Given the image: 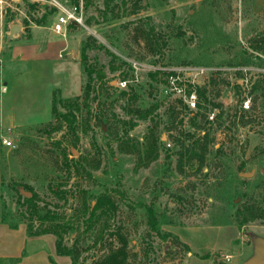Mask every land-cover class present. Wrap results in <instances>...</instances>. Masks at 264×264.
<instances>
[{
    "label": "rangeland",
    "instance_id": "1",
    "mask_svg": "<svg viewBox=\"0 0 264 264\" xmlns=\"http://www.w3.org/2000/svg\"><path fill=\"white\" fill-rule=\"evenodd\" d=\"M4 2L5 55L22 33L10 38L9 23L21 25L20 41L30 43L33 20L56 12L42 26L41 48L51 45L48 65H15L22 74L9 98L22 121L1 128V146L3 138L13 145L0 149V221L28 228L34 216L36 229L45 218L63 224L64 243L80 251L79 264L100 262L122 248L121 239L127 264H226L221 253L232 264L249 252L248 233L264 235V223L240 226L237 211L245 204L264 208V52L253 49L264 37V0ZM74 7L81 23L56 33V16ZM86 65L105 77L97 78L89 108L78 100L71 126L60 116L63 103L56 113L53 105L83 97ZM173 68H187L183 76L205 92L200 108L191 111L168 94L161 72ZM11 77L3 84L12 85ZM247 98L251 109L243 111ZM130 110L148 111V118ZM132 117L137 125L129 130ZM22 191L37 196L36 212ZM103 194L116 209L99 210L88 225V209ZM33 243L54 251L52 238Z\"/></svg>",
    "mask_w": 264,
    "mask_h": 264
},
{
    "label": "crops",
    "instance_id": "2",
    "mask_svg": "<svg viewBox=\"0 0 264 264\" xmlns=\"http://www.w3.org/2000/svg\"><path fill=\"white\" fill-rule=\"evenodd\" d=\"M14 24L16 23H9V28ZM32 29L31 32L34 36L30 43H21L20 38H22L23 35V31H21L22 33L15 38L13 45L8 48L7 55H5V47L0 45V134L1 128L6 123L10 122V126H12L13 123H16V120H19V122L22 121L21 113L18 115L11 113L15 108L13 102L16 101L10 100V98L12 99L10 94L16 88V81L20 80L19 76L22 74L21 70H18L15 65L18 63L38 62L44 67L47 66V63L51 60V55L48 52V48L50 49L51 45H45L46 47L44 46L43 49L41 48L46 42V39L43 36L44 32L42 31L44 28L42 26H36L35 28L32 27ZM61 49L64 50L65 48L63 47ZM8 73L12 76V85H10L9 82H4L3 84L2 78L5 79ZM7 100V106L8 109L10 106V109L6 112L5 103ZM2 147L6 146L3 143L1 146L0 142V149ZM1 169L2 167L0 166V172ZM45 237L52 238L54 243V251H50V254L40 249V245L35 243L32 244V242L44 239ZM56 241L57 240L53 234L30 236L25 224H19L15 229L8 223L0 221V261L3 259L22 258L20 264H39L40 262H42L41 264H51L50 259L53 258L57 264H71L72 261L68 256L57 255ZM29 243L32 245V248L28 250ZM250 250L251 246L249 247V252L243 253L239 258V261L232 264H239L243 258L250 253ZM48 261L49 263H47Z\"/></svg>",
    "mask_w": 264,
    "mask_h": 264
},
{
    "label": "trees",
    "instance_id": "3",
    "mask_svg": "<svg viewBox=\"0 0 264 264\" xmlns=\"http://www.w3.org/2000/svg\"><path fill=\"white\" fill-rule=\"evenodd\" d=\"M88 1L86 2V4H88ZM36 5L33 4L32 7H35ZM56 12L55 8H50L48 12H46V14L43 16V18H38V19H34L33 22H35V24L37 26H45V22H46V18L48 15H52ZM10 21V20H8ZM24 25L26 26V28L28 29L30 26V22L27 19L23 20ZM255 40H253L254 42ZM256 42V43H255ZM253 44V49L258 51L261 50L264 52V37L262 38V40H256ZM259 42V43H258ZM87 49L88 47H84L82 50V60L83 61H87L88 56H87ZM113 69H116L113 67ZM85 73L87 74V78H88V82L84 87L83 90V97H76L75 100H69L67 102H63L62 100H55L54 105H53V111L56 113L57 112V104L58 102L63 103V106L66 109V112L63 114H60V116L63 118L64 122H70L71 126L76 123V111L80 110V105L78 103V100H80L81 98H83V101L85 102V105L87 108H89V103L91 100V96L93 94V92L95 91L96 88V81L97 78L99 80L104 79L105 77V73L103 71H97L94 66L92 65H86L85 68ZM257 88L256 84H254L252 86V89L255 90ZM198 95L199 97H204L205 96V92L201 89H197ZM201 101V99H200ZM200 103L198 104V108H200ZM132 113L136 112L134 110H130ZM138 114L137 118L140 120H146L148 118V111L146 112H142V111H137L136 112ZM137 125V121L135 120L134 117L131 118L130 120V127L129 130H132L135 126ZM62 127V122H60V124L56 127H54V131H57L59 129H61ZM202 129V128H200ZM126 130V133L128 134V131ZM204 131V129H203ZM161 137L158 138V140H160ZM244 182L248 181V179H243ZM24 189H29L32 190L30 187L28 186H23ZM27 192V191H26ZM32 193V192H31ZM56 193L63 197V191L57 190ZM21 194V192H20ZM20 197L22 198V196L20 195ZM37 196L35 194H33L32 197L30 198H25V201L27 203H30V205L35 209L36 205H35V200H36ZM111 209V210H115L116 207L114 205V203L110 200V198L108 197L107 194H103L101 196H99L96 200V204H91L90 205V209L89 213L90 216L87 219L88 221V225H91L92 222L96 219L97 216V212L99 210H101L103 213L106 212L107 209ZM36 212V209H35ZM38 214V213H37ZM151 215L152 211H151ZM237 215H238V220H239V225L240 226H244L247 225L251 222H255L257 220H260L264 223V208L258 207L254 204H245L244 206H241L238 211H237ZM39 217V216H38ZM31 219V223L28 226V233L30 236H35V235H44V234H53L57 237V241H56V250L57 253L61 256H68L71 258L72 260V264H79V260H80V251L76 248V247H69L64 243V233L66 232V228H64L63 224L60 223H56L55 221L49 219V218H45V219H41L42 222V227L40 229H36L34 228L33 225V220H34V216H30ZM153 222L152 225L153 227H155V217H153ZM18 225H13L12 228H17ZM102 233V231H101ZM122 242L124 243V245H122V248L112 251L110 254H108L107 256H105V258H103L100 262H97L96 264H127V252H126V241H124L123 239H121ZM125 247V248H124ZM13 264H17L21 261V258H16V259H11Z\"/></svg>",
    "mask_w": 264,
    "mask_h": 264
},
{
    "label": "built area",
    "instance_id": "4",
    "mask_svg": "<svg viewBox=\"0 0 264 264\" xmlns=\"http://www.w3.org/2000/svg\"><path fill=\"white\" fill-rule=\"evenodd\" d=\"M5 7H6V2H4V0H0L1 15H3V11ZM81 19H82L81 15L80 13H78L77 7H74L68 11L62 10L56 16V21L54 24V31L56 33L62 34L67 30L69 25L80 24L82 21ZM163 71L164 72H161V74L167 77L165 78V80L166 79L168 80V88L166 89L168 94L169 93L170 94L174 93V95L176 94L177 97H179V100L182 103H184L189 110L191 111L196 110L200 102V97L197 92V89L199 86L195 84V81H192L190 78H185L183 76V73L187 72V68H178V69L173 68L172 70L168 69V70H163ZM126 85H127L126 81L120 83L121 87H125ZM241 109L243 111H248L251 109V102L248 98L242 101ZM209 118L211 122H214L216 120V114L215 113L211 114ZM2 142L5 146H8V147H11L13 145V142L11 140H8L7 138H3ZM219 259L226 264H230L231 255L226 254V253H221V256Z\"/></svg>",
    "mask_w": 264,
    "mask_h": 264
},
{
    "label": "water",
    "instance_id": "5",
    "mask_svg": "<svg viewBox=\"0 0 264 264\" xmlns=\"http://www.w3.org/2000/svg\"><path fill=\"white\" fill-rule=\"evenodd\" d=\"M21 32V25L14 24L11 26L10 38L13 37L16 33ZM254 172L241 173L243 178L253 177ZM28 198L32 196L31 192L22 191ZM251 239V250L250 253L239 263V264H264V235L257 234L254 232L248 233Z\"/></svg>",
    "mask_w": 264,
    "mask_h": 264
}]
</instances>
